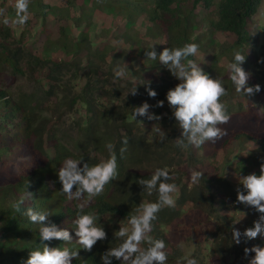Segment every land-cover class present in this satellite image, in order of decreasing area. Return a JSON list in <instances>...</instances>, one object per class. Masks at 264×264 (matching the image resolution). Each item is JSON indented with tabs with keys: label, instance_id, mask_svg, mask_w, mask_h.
I'll list each match as a JSON object with an SVG mask.
<instances>
[{
	"label": "trees",
	"instance_id": "trees-1",
	"mask_svg": "<svg viewBox=\"0 0 264 264\" xmlns=\"http://www.w3.org/2000/svg\"><path fill=\"white\" fill-rule=\"evenodd\" d=\"M64 1L60 12L58 4L45 6L41 0H29L27 15L31 12L33 18L41 19L36 40L46 51L51 29L57 30V26L50 29L53 21L48 27L44 21L50 16L70 17L72 9L76 11L72 23L76 29L82 26V31L76 32L71 45L57 43L81 62L32 54L25 47L29 31L17 27L10 18L16 19L15 0H0V264H25L29 252L42 250L43 243L78 251L79 257L72 264H102L101 255L118 245L114 233L126 225L128 216L139 204L157 201L155 192L149 196L138 184L139 179H149L156 168L167 170L171 176L168 182L177 188L172 194L175 207H162L149 234L165 242L166 264H185L187 257L195 258L198 264H248L254 253L245 257L244 249L264 247V237L248 241L241 237V243L236 244L232 230L242 233L261 215L236 202L237 191L246 194L240 176L259 175L264 164L263 42H258L263 38L252 20L261 0ZM197 7L207 13L203 18L195 14ZM105 16L113 19L110 27L100 31L102 36L95 33L90 39L86 33L89 19L104 23ZM250 24L254 25L252 32ZM141 28L143 34L138 31ZM65 30L59 28L57 37L69 40ZM217 33L232 37V42L216 46L214 53L211 49ZM188 43L199 46L187 60L201 69L218 56L232 62L228 49H240L245 55L241 67L250 74L247 84H259L261 91L250 97L237 93L230 79L225 82L228 66L222 67L220 74L210 71L209 77L220 80L228 93L221 102L230 119L219 125L226 134L199 148L189 145L180 149L175 145L180 129L166 100L167 91L179 81L158 60L148 59L145 51L154 47L159 54L164 47L179 48ZM130 50L138 51L136 65L121 66L119 61L124 57L126 64ZM117 71L123 74L117 77ZM17 79L30 83L31 89L5 85V80ZM148 87L157 93L154 98L148 96ZM134 88L135 96L128 93ZM158 101H164V106L156 107ZM144 102L160 120L132 118L133 108ZM156 127L166 133L163 141L153 131ZM124 138L127 151L121 154ZM108 143L114 145L118 175L84 209L99 217L107 238L85 251L76 242L72 224L79 202L61 193L57 171L67 158L82 159L89 165L107 159ZM192 171L203 173L198 183L192 182ZM28 181L34 198L25 200L17 212L15 206ZM28 207L48 213V222L67 229L73 240L42 242L39 225L23 214ZM193 225L197 232L190 244L184 240L183 228ZM169 232L171 237H167ZM112 264L120 262L113 259Z\"/></svg>",
	"mask_w": 264,
	"mask_h": 264
},
{
	"label": "clouds",
	"instance_id": "clouds-1",
	"mask_svg": "<svg viewBox=\"0 0 264 264\" xmlns=\"http://www.w3.org/2000/svg\"><path fill=\"white\" fill-rule=\"evenodd\" d=\"M29 0H15L16 10L15 23L23 25L28 19ZM5 23L8 21L5 20ZM195 43L185 44L179 48L164 47L157 54L154 47L145 51L148 59L157 61L166 68L171 75L179 81L174 88L166 93V100L172 110V116L180 129V135L175 139L177 148L184 149L189 145L197 148L205 142H215L221 139L226 133L219 125L228 123L230 117L226 112L221 97L228 93L218 79H212L193 60H187L198 51ZM187 60V63L184 61ZM245 62V55L237 51L233 54V60L228 64L229 78L232 81L235 91L244 96H253L261 91L260 85L248 86L249 73L241 65ZM117 71L116 75H122ZM150 84V82H147ZM148 96L154 98L157 93L150 87L146 88ZM128 93L137 95L136 88ZM156 107H163L164 101H158ZM150 106L147 102L133 108L132 118L142 117L148 121H158L160 116L149 112ZM143 125V121H139ZM153 131L159 135L161 141L166 139V133L160 127ZM120 153L127 151V138L122 141ZM109 156L99 163L89 165L82 159L67 158L59 167L57 176L61 184V193L69 200H75L77 212L72 224L75 226L76 242L85 251H91L98 241L107 238L103 226L98 223L99 217L93 213H85L84 209L91 202L92 198L100 195L106 184L116 179L118 175L117 155L114 145H105ZM82 165V166H81ZM203 178L199 171L191 172V180L198 183ZM171 176L165 169L156 168L149 179H139L138 184L142 186L149 196L154 192L157 194L156 202L141 203L128 216L127 223L120 226L114 233L119 241L118 245L108 248L101 255L102 264H112L115 259L120 264H166L167 253L165 242L154 239L149 235L153 230V221L157 219L158 212L162 207H175V200L172 196L177 188L175 183H169ZM239 183L243 185L245 192L237 191L236 202L253 208L261 215L253 222V226L245 229L242 233L232 230V240L236 244L241 243V237L245 241L253 240L258 236L264 237V164L261 165L260 174L255 173L240 176ZM31 182L28 181L23 198L16 204V211L21 210L25 200H32L34 193L29 191ZM85 195L87 199H85ZM31 223L39 225V237L41 241L53 239L63 242H71L72 234L67 229H59L55 224L48 222L49 214L36 211L28 207L23 213ZM43 248L32 250L25 264H72V261L79 257L78 251H71L65 247H49L43 243ZM145 245V246H141ZM245 257L254 253L248 260V264H264V247L252 246L244 249ZM185 264H198L195 258H185Z\"/></svg>",
	"mask_w": 264,
	"mask_h": 264
},
{
	"label": "rangeland",
	"instance_id": "rangeland-1",
	"mask_svg": "<svg viewBox=\"0 0 264 264\" xmlns=\"http://www.w3.org/2000/svg\"><path fill=\"white\" fill-rule=\"evenodd\" d=\"M64 2H65L64 0H41V3L44 4L45 6L46 5L54 6V5L58 4V6L60 8V12H63V10H64V8H63ZM194 12L196 15H197V13H199L200 17H202V15L204 17L207 14L206 12L202 11V7H197ZM70 15H71L70 17H67V15H64L65 18H61V19L58 17L53 18L52 16H50L49 18H47V20L44 21L45 27H48L50 24L54 23L53 25L49 26L50 29L52 28V26L53 27L57 26V30L51 29L52 35L50 33V35L48 37L50 44H47L48 47H47L46 51H42L43 44L41 42L38 43L36 40V38L38 37L37 32L39 30L38 22L41 20L38 16L33 18L32 13L29 12L27 23L23 24V25L16 24L14 22L15 18H13V17H10V18L17 25V27L22 26L24 29L29 31V38H28L29 40L26 39V41H25L26 46L25 47H27L32 54H34V55L37 54L40 57L42 55L43 58L49 59V60H54V61L73 60V61L81 62L78 57L76 59L74 56H72V54H73L72 52L67 54L66 50H63L62 47L59 46L57 43V40H58L60 45L61 44H64V45L69 44V42L71 45V42L77 38L76 37L77 33L82 31V26L81 27L79 26V28L76 29L72 23L73 17L77 15L76 11H74L72 9V12L70 13ZM112 20L113 19L110 16H105V17H103L104 23H101L100 19L98 20V19H94V18L91 19L90 18L89 19L90 26L88 27V29L86 31V33L89 35V38L91 39L92 34H95V33H98L101 35L100 31L101 30L104 31V30L108 29L112 23ZM252 20L254 23H257V26L260 28V29L258 28L260 31L259 33L262 34L261 36L263 38V39L258 40V42H263V47H262L263 49H261V53L263 56L260 57V60H261L260 69H263V71H264V0H261V4L257 10V13L255 14V16H253ZM51 21H53V23ZM55 21H56V23H55ZM253 26L254 25L250 24V28H251L250 32L253 31ZM17 27H15V28H17ZM59 28H66L65 34H67V36L69 37V40L63 39V37H61V38L57 37V36H59V31H58ZM138 31L140 32V34H143V32H144L143 28L139 29ZM213 40H214V48H212L211 51H213V49H214V53H215L216 52V46L221 45V44H231L232 37L227 36L223 33H217L214 35ZM141 45H142V42H141ZM211 51L207 53V56H210ZM230 51H232V52H230ZM237 51L241 52V50L238 48H235L234 51L228 49V52H230L229 56H232V54H234V52H237ZM137 55H138V51H136V50L131 51L128 62L125 64L124 63L125 61H123L124 57H122L121 60L119 61L120 65L121 66H125V65L132 66L134 64L136 65L134 60L136 57H138ZM228 64H229L228 62H226V61L224 62V56H218L216 58H211V60H209V62H208L209 67H203L202 70L205 73H207L208 75H212L210 71H212V73L220 74L222 67H227ZM228 79H230L229 75H227L225 82L226 81L228 82ZM124 83L125 82L121 83V85H124ZM230 84H232V82ZM5 85L8 87H10L12 85L13 88H16L18 90H23V91H27V90L31 89V84L30 83L28 84L21 79H17V81H13V82H11L10 80H5ZM216 159H217V161H220L221 156L217 155ZM190 226L188 228H183V230L185 233L184 240L191 244V242L193 241V236L196 234L197 229H196L195 225H193L191 229H190ZM189 229L191 231H189ZM171 235L172 234L170 232L167 233V237H171ZM188 250H190V247L188 248Z\"/></svg>",
	"mask_w": 264,
	"mask_h": 264
}]
</instances>
